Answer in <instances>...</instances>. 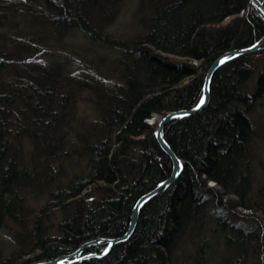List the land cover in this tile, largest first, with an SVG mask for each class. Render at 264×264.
<instances>
[{
  "label": "trees",
  "instance_id": "16d2710c",
  "mask_svg": "<svg viewBox=\"0 0 264 264\" xmlns=\"http://www.w3.org/2000/svg\"><path fill=\"white\" fill-rule=\"evenodd\" d=\"M120 2L0 0L1 22L11 10L28 23L22 36L0 37V228L23 224L0 264H33L121 235L134 201L171 169L154 137L159 119L197 103L219 54L264 33L250 0H140L139 32L126 42L107 29ZM65 34L80 43L71 49ZM47 47L84 64L32 58ZM263 63L264 45L215 71L206 107L164 127L183 162L179 175L140 208L128 239L72 264H173L177 251L191 264H264V178L253 186L248 118ZM81 101L92 120L75 115ZM152 115L159 119L150 124ZM28 196L44 202L25 221Z\"/></svg>",
  "mask_w": 264,
  "mask_h": 264
},
{
  "label": "rangeland",
  "instance_id": "374dc122",
  "mask_svg": "<svg viewBox=\"0 0 264 264\" xmlns=\"http://www.w3.org/2000/svg\"><path fill=\"white\" fill-rule=\"evenodd\" d=\"M139 2L140 0H121L119 7L116 11V16L113 18L114 19L113 23L107 28L110 33L115 35V38H118L119 40L123 39L124 41L127 42L131 40V38L134 37L139 32V28L137 26V16L139 14L138 13ZM4 6L9 8V5L7 4ZM36 6H34V8ZM39 7H42L41 4ZM14 15H12V11L9 10L6 14L5 19L2 18V22L0 21V37L3 38L9 36L11 37V39H14L15 37L17 38L18 36L23 35L24 33L23 29H28L27 18L25 20L22 18H18V15L15 16ZM229 19L230 17L226 18L225 21H228ZM13 26H16V28H13ZM63 39H64V43L67 45L69 44L71 49L72 48L74 49L76 45L80 43V39L76 35L65 34V36H63ZM2 40L1 41L4 42L6 39L4 38ZM52 43L54 42L50 40L49 45ZM2 49H7V51H12V50L14 51L13 47L10 48L6 46L4 47V44L2 45ZM49 49H50L49 47H47V49H39L40 51L36 52V54L32 56V58H34L36 61L39 62H43V61L47 62L48 57L54 55L56 56V54H58V55H65L67 59H70L73 69L75 68L79 69V67H82V64H84L82 61H80L78 55L73 56L74 54H72L71 51L58 49L54 53L53 50L49 51ZM13 55L16 56L14 52ZM179 59L186 60L185 58L184 59L179 58ZM261 76H262V78L260 79L261 85L259 87L258 80ZM251 80L252 81L250 83L251 85L250 90L254 91L255 99L252 108L248 113V118L252 124V131H253V136L251 140V149H252L253 158L251 165H252L253 186L255 187L264 178L263 171L261 169L262 168L261 165H264V63L260 64V66L256 68V70L252 75ZM75 115L78 118L82 117L83 119H87V121L92 120L91 118L93 117L89 104L83 101L79 102V104L77 103V106L75 108ZM158 119L159 118L156 115H152L150 118L147 119V122L153 124L154 122L158 121ZM208 183L213 184V181H209ZM29 199L30 201L28 203L26 202V204L24 205V207L26 208V212L24 211L25 213H21L23 217H25V221H27V219L29 220V218L34 215L37 207L44 202V199L42 198L40 199L38 198V200H34L29 197ZM21 219L22 218H20V221ZM17 225L18 224H16L15 222H8L6 223V225L0 228V259H3L7 255H9L11 251L15 248V241L13 238L14 237L13 234L16 231L17 227L21 228L23 224L20 225L19 223V225L18 226ZM190 247L192 248L191 244ZM189 257H190L189 253L185 255L183 251H177L175 253L172 263L191 264V260Z\"/></svg>",
  "mask_w": 264,
  "mask_h": 264
},
{
  "label": "water",
  "instance_id": "95a60500",
  "mask_svg": "<svg viewBox=\"0 0 264 264\" xmlns=\"http://www.w3.org/2000/svg\"><path fill=\"white\" fill-rule=\"evenodd\" d=\"M253 5H255L264 15V5L260 0H250ZM264 45V33L263 35L255 42L252 44L241 47V48H236V49H231V50H226L222 52L220 55H218L209 65L206 75L204 77L203 81V86H202V96L199 100V102L189 108V109H177V110H172L168 112L165 116H163L157 124V128L155 130V137L157 139V142L159 143L160 147L168 154V156L171 159L172 166H171V171L168 177H166L164 180L160 181L156 187L151 189L150 191H147L140 195L136 201L134 202L131 211H130V216H129V222L126 231L117 237H112V238H103V237H96L94 239H90L84 243H82L77 249L74 251L67 253V254H60L57 257L53 259H49L46 261H37L33 264H69L73 262H80L86 258H91V257H101L107 251L109 250L110 246L126 240L132 231L135 228L137 219H138V214L140 208L152 197L154 196L158 190L161 188L169 185L179 174V171L181 169V162L180 159L176 156L174 151L170 148L168 143L166 142L164 138V127L167 122L170 120L179 118V117H184L191 115L193 113H196L200 110H202L206 105L209 103L210 100V84L212 77L215 73V71L223 64V62L237 56L241 55L244 53H249L256 51L260 49ZM101 242H106L107 246L106 248L99 254L96 253H86L83 255H80L81 252L88 246L90 245H95ZM80 255V256H78Z\"/></svg>",
  "mask_w": 264,
  "mask_h": 264
},
{
  "label": "bare ground",
  "instance_id": "6f19581e",
  "mask_svg": "<svg viewBox=\"0 0 264 264\" xmlns=\"http://www.w3.org/2000/svg\"><path fill=\"white\" fill-rule=\"evenodd\" d=\"M260 1L263 3L262 0H260ZM250 2H251V1H250ZM251 4L253 5L252 2H251ZM263 5H264V3H263ZM253 6H254L255 8H257L255 5H253ZM257 9H258V8H257ZM258 11H259V12L261 13V15L264 17V15L262 14V12H261L259 9H258ZM262 35H263V34H262ZM262 35H261V36H262ZM261 36H260V37H261ZM260 37H259V38H260ZM259 38H258V39H259ZM258 39H257V40H258ZM257 40H255V41H257ZM255 41H254V42H255ZM251 44H252V43H251ZM239 48H241V47H239ZM233 49H236V48H233ZM230 50H231V49H230ZM249 53H252V52H249ZM244 54H248V53H244ZM219 55H220V54H219ZM241 55H243V54H241ZM237 56H240V55H237ZM237 56H235V57H237ZM235 57H233V58H235ZM233 58H231V59H233ZM229 60H230V59H229ZM229 60H227V61H229ZM227 61L223 62V64L226 63ZM223 64H222V65H223ZM206 72H207V71H206ZM205 75H206V73H205ZM205 75H204V77H205ZM212 78H213V77H212ZM203 81H204V78H203ZM211 82H212V80H211ZM202 86H203V82H202ZM210 86H211V84H210ZM201 96H202V89H201V95H200V98H201ZM200 98H199V100H200ZM199 100L197 101V103L199 102ZM197 103H196V104H197ZM196 104H195V105H196ZM195 105H194V106H195ZM192 107H193V106H192ZM190 108H191V107H190ZM182 109H189V108H182ZM166 114H167V113H166ZM166 114H165V115H166ZM193 114H194V113H193ZM165 115H164V116H165ZM179 118H181V117H179ZM170 121H171V120H170ZM156 128H157V127H156ZM155 130H156V129H155ZM155 130H154V137H155ZM164 138H165V135H164ZM155 139H156V137H155ZM165 140H166V138H165ZM156 141H157V139H156ZM166 142H167V140H166ZM157 143H158V142H157ZM167 143H168V142H167ZM158 145H159V143H158ZM168 145H169V143H168ZM169 146H170V145H169ZM159 147H160V145H159ZM160 148H161V147H160ZM170 148H171V146H170ZM171 149H172V148H171ZM161 150H162V151L168 156V154H167L162 148H161ZM172 150H173V149H172ZM173 151H174V150H173ZM174 153H175V151H174ZM175 154H176V153H175ZM176 156L180 159V157H179L177 154H176ZM168 157H169V156H168ZM169 159H170V157H169ZM170 162H171V159H170ZM180 162H181V169H180V171H181V170H182V166H183V162H182L181 159H180ZM171 166H172V162H171ZM170 171H171V169H170ZM180 171H179V173H180ZM169 174H170V172H169ZM169 174L167 175V177L169 176ZM178 175H179V174H178ZM165 178H166V177H165ZM165 178H164V179H165ZM164 179H162V180H164ZM175 179H176V178H175ZM175 179H174V180H175ZM162 180H161V181H162ZM174 180H173V181H174ZM173 181H172V182H173ZM159 182H160V181H159ZM159 182H158V183H159ZM172 182H171V183H172ZM158 183H157V184H158ZM171 183H170V184H171ZM157 184H156L154 187H156ZM170 184H169V185H170ZM167 186H168V185H167ZM154 187H153V188H154ZM165 187H166V186H165ZM153 188H151V189H153ZM163 188H164V187H163ZM163 188H161V189H163ZM151 189H150V190H151ZM161 189H160V190H161ZM150 190H148V191H150ZM160 190H158V192H159ZM135 201H136V200H135ZM135 201H134V202H135ZM138 215H139V214H138ZM129 216H130V215H129ZM128 222H129V220H128ZM127 226H128V224H127ZM126 229H127V227H126ZM126 229H125V231H126ZM125 231H124V232H125ZM124 232H123V233H124ZM132 232H133V231H132ZM123 233H122V234H123ZM122 234H121V235H122ZM131 234H132V233H131ZM131 234H130V235H131ZM116 237H117V236H116ZM103 238H107V237H103ZM110 238H112V237H110ZM127 239H128V238H127ZM124 241H125V240H124ZM85 242H86V241H85ZM120 242H123V241H120ZM117 243H119V242H117ZM99 244L104 245V248H103L101 251H99V252H96V251H90V252L87 251V252H85V249H87V248L90 247V246H93V245H90V246L86 247V248L81 252L80 255H83V254H86V253H96V254L101 253V252L106 248L107 243H106V242H101V243H98V244H95V245H99ZM115 244H116V243H115ZM113 245H114V244H113ZM113 245L110 246V248H109V250L107 251V253L110 251V249H111V247H112ZM79 246H80V245H79ZM79 246H78V247H79ZM78 247H77V248H78ZM77 248H76V249H77ZM73 251H74V250H73ZM71 252H72V251H71ZM107 253H105L104 255H106ZM63 254H67V253H63ZM80 255H78V256H80ZM104 255H102V256H104ZM102 256H101V257H102ZM56 257H57V256H56ZM54 258H55V257H54ZM91 258H100V257H91ZM51 259H53V258H51ZM86 259H88V258H86ZM48 260H49V259H48ZM84 260H85V259H84ZM42 261H46V260H42ZM82 261H83V260H82ZM80 262H81V261H80ZM34 263H35V262H34ZM73 263H77V262H73ZM69 264H72V263H69Z\"/></svg>",
  "mask_w": 264,
  "mask_h": 264
}]
</instances>
